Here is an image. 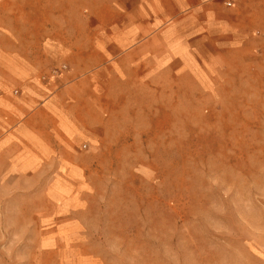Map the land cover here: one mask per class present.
Wrapping results in <instances>:
<instances>
[{"label":"rangeland","instance_id":"obj_1","mask_svg":"<svg viewBox=\"0 0 264 264\" xmlns=\"http://www.w3.org/2000/svg\"><path fill=\"white\" fill-rule=\"evenodd\" d=\"M242 2L245 49L189 90L130 92L138 122L109 171L85 157L78 198L0 202V264H264V0ZM6 15L41 20V0H0Z\"/></svg>","mask_w":264,"mask_h":264},{"label":"crops","instance_id":"obj_2","mask_svg":"<svg viewBox=\"0 0 264 264\" xmlns=\"http://www.w3.org/2000/svg\"><path fill=\"white\" fill-rule=\"evenodd\" d=\"M242 1L41 0V20L0 16V202L41 214V195L78 198L85 157L107 156L109 171L127 116L138 122L130 92L189 90L201 68L245 49ZM111 8L124 14L107 19Z\"/></svg>","mask_w":264,"mask_h":264},{"label":"built area","instance_id":"obj_3","mask_svg":"<svg viewBox=\"0 0 264 264\" xmlns=\"http://www.w3.org/2000/svg\"><path fill=\"white\" fill-rule=\"evenodd\" d=\"M227 4L229 5L230 4V2H227ZM64 67V66H63ZM58 72V70L57 69H54L53 70V74H56ZM44 78V77H43Z\"/></svg>","mask_w":264,"mask_h":264}]
</instances>
